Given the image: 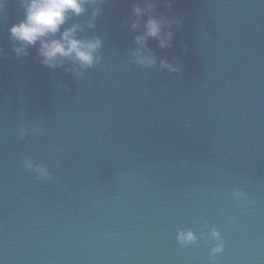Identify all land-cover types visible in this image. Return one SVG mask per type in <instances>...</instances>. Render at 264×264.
I'll use <instances>...</instances> for the list:
<instances>
[{"label": "water", "instance_id": "95a60500", "mask_svg": "<svg viewBox=\"0 0 264 264\" xmlns=\"http://www.w3.org/2000/svg\"><path fill=\"white\" fill-rule=\"evenodd\" d=\"M152 2L182 21L170 47L147 40L152 68L132 62L143 0H98L61 27L101 10L78 33L102 41L87 70L45 68L39 44L18 56L23 0L0 10V264H264V0Z\"/></svg>", "mask_w": 264, "mask_h": 264}, {"label": "clouds", "instance_id": "9594fccd", "mask_svg": "<svg viewBox=\"0 0 264 264\" xmlns=\"http://www.w3.org/2000/svg\"><path fill=\"white\" fill-rule=\"evenodd\" d=\"M6 0H0V10L4 8ZM98 0H23V19L12 25L9 29L11 40L18 45L14 51L27 55V49L39 44L40 63L48 69L64 67L66 62H72L79 66V69H91L99 64L102 56L99 50L102 41L99 37L78 38V33L84 32L85 27L91 29L95 26V20L100 15V9L96 8L86 25L74 24L61 32V27L66 24L71 16H81L87 13L89 4L95 5ZM144 6H133V13L136 17H142L146 13H153L144 23L142 35H137L135 43L139 46L132 53V62L145 68H152L156 65V57L147 51L146 43L149 38L159 41L160 48L171 46L173 32L172 26L177 29L182 21L179 19L157 17L154 14L156 4L152 0H143ZM167 7H171L168 3ZM132 28L138 27V22H132ZM169 29L165 31V29ZM59 33V38H56ZM160 67L169 72L179 70L178 66L168 63L166 60L160 61ZM76 71V69H71ZM28 134L27 128H22L19 132L21 138ZM23 167L37 174L38 179H49L48 170L41 164H36L31 158L23 161ZM236 198H243L244 193L235 191ZM210 237L218 244L211 249L213 256L222 252L224 244L219 232L212 228ZM177 241L181 245L195 244L196 236L191 230L177 232Z\"/></svg>", "mask_w": 264, "mask_h": 264}]
</instances>
